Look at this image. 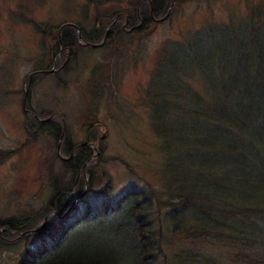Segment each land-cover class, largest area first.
<instances>
[{"label": "trees", "instance_id": "1", "mask_svg": "<svg viewBox=\"0 0 264 264\" xmlns=\"http://www.w3.org/2000/svg\"><path fill=\"white\" fill-rule=\"evenodd\" d=\"M121 1L86 0L94 11L92 27L80 30V41L74 29L63 27L49 48V62L65 53L62 73L79 52L112 53L105 82H92L91 95L97 102L104 99L115 122L120 120L115 113L127 118L126 103L114 96L119 79L147 56L138 48L129 55V65L121 64L133 37L177 13L181 4L198 0L126 1L114 8ZM227 35L231 39L225 43ZM104 65L96 63L92 74ZM140 95L149 151L158 157H150L157 159V180L141 188L130 183L116 197L109 177L94 170L99 159L106 161L100 147L93 161L91 149L72 145L64 132L60 159L59 117L38 123L29 116L27 140L48 135L54 149L50 162L57 165L50 175L49 158L41 167L50 189L45 206L0 218V254L22 248L10 264H225L211 256L215 250L228 251L236 264H264V3L247 5L244 17L229 14L224 25L161 43ZM127 112L138 114L133 107ZM95 124L91 109L81 124L86 135L91 130L90 143L99 127ZM5 156L0 152V158ZM66 212L58 224L49 219L38 228L44 216L51 213L57 220ZM154 217L157 228L165 227L182 244L176 254L164 252Z\"/></svg>", "mask_w": 264, "mask_h": 264}, {"label": "rangeland", "instance_id": "2", "mask_svg": "<svg viewBox=\"0 0 264 264\" xmlns=\"http://www.w3.org/2000/svg\"><path fill=\"white\" fill-rule=\"evenodd\" d=\"M126 1L139 0H122L114 8L118 10ZM260 2L264 3V0H198L181 4L177 13H172L168 19L165 16L163 21L154 23L153 28L150 24L144 34L140 33L144 39L140 45V34L134 36L121 64L126 63L129 55L138 48L147 56L139 60L135 67L127 68L119 79L117 95L114 96L120 97L119 102L123 100L126 103L123 109L127 118L123 112L114 111L120 119L115 122L113 112H109L104 99L97 102L91 95L92 82L96 86L105 82L103 79L109 71L112 53H100L98 50L79 52L64 73L57 68L65 60V53L60 54V63L52 65L47 62L48 53L53 54L49 48L53 37L58 34L59 25L71 24L79 30L92 27L94 11L86 0H0V152L9 155L0 158V218L32 214L45 206L50 195L46 185L47 174L42 175L41 167L49 158V175L55 171L57 164L50 162L54 149L48 135L37 136L32 142L27 140L24 123L31 115L46 118L49 113H62L65 116V121L62 120L64 132L71 144L77 145L86 138L82 121L94 109L95 125L99 127H96L92 139L94 143L91 144L97 154L94 155V150L87 147L91 149L93 161L99 156L98 147L102 150L101 155L106 161L99 159L98 168L94 170L96 174L103 172L109 177L113 197L123 194L130 183L141 188L156 181L154 166L158 157L149 151L151 135L140 95L152 67L153 53L161 43L178 41L195 29L226 24L229 14L244 17L247 5L252 8ZM242 25L238 26L244 27ZM228 39H231L229 35L223 37L225 43L229 42ZM247 49L250 50L251 45ZM99 61L105 64L104 67L92 74V68ZM48 70L52 72L32 74ZM24 88L28 89L25 108L24 104L21 106ZM129 107L136 109L140 119L135 114H128ZM53 117L58 120L57 116ZM152 156L157 159L150 158ZM112 157L116 161L111 160ZM85 190L86 183L83 193ZM49 219L57 223L50 213L37 223L38 228ZM158 223L154 217V228L164 252L176 254L182 244L166 234L165 227L158 225L157 228ZM21 249L19 245L13 251L1 253L0 264H10ZM211 254L222 263L236 264L228 251L215 250Z\"/></svg>", "mask_w": 264, "mask_h": 264}, {"label": "water", "instance_id": "3", "mask_svg": "<svg viewBox=\"0 0 264 264\" xmlns=\"http://www.w3.org/2000/svg\"><path fill=\"white\" fill-rule=\"evenodd\" d=\"M164 17H165V16H164ZM164 17H162V18H161L160 20H158V21H159V22H160V21H163V18H164ZM65 26H66V25H65ZM68 26H73V27L75 28V30H76V34H77V37H76V38H77V40H80L79 29H78L77 27H75L74 25H70V24H68ZM59 31H60V29L58 30V32H59ZM107 33H108V30L105 31L104 36H106ZM83 45H85V44H83ZM87 45H88V44H87ZM89 46H91V47H98V46H100V44H99V45H89ZM50 72H52V70H50L49 73H50ZM25 93H26V92H25ZM25 93H24L23 100L25 99ZM52 116H58V117L60 118V120L62 121V119H61V117L59 116L58 113H53V114H51V115L49 116V118H51ZM90 131H91V130H90ZM90 131H89V132H90ZM89 132H88V134H89ZM63 134H64V124H63V121H62V126H61L60 136H59L58 142H57V144H56V155H57L60 159H63V158L59 155V143H60V140H61ZM88 134L86 135V139H85V141H84L83 143L79 144L78 146H89V147H91V148L94 150V153H95L94 155H96L97 152L95 151L93 145H92V144H89V142H88ZM92 158H93V157H90V159H92ZM67 215H68V213L66 212L64 215L58 217L57 224H58L59 221H62Z\"/></svg>", "mask_w": 264, "mask_h": 264}, {"label": "flooded vegetation", "instance_id": "4", "mask_svg": "<svg viewBox=\"0 0 264 264\" xmlns=\"http://www.w3.org/2000/svg\"><path fill=\"white\" fill-rule=\"evenodd\" d=\"M140 25H141V22H140ZM139 25V26H140ZM123 28V27H122ZM60 54L61 53H56V57L55 58H53V59H51L52 61H51V63H52V65H54L56 62H58V63H60ZM47 62L49 63V53H48V56H47ZM66 62V60H64L62 63H60L59 64V67L57 68V70L58 69H61L63 66H64V63ZM41 72H45V73H47V74H49V70L48 71H39V73H41ZM32 74H38V71H35V72H33ZM22 101H24L23 99H22ZM21 104H23V103H21ZM33 118H35V120H36V122H38V123H47V122H49V116L48 117H46V118H38L37 116H35V115H31Z\"/></svg>", "mask_w": 264, "mask_h": 264}]
</instances>
